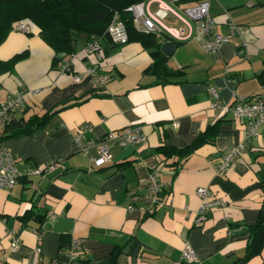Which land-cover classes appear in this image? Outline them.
Listing matches in <instances>:
<instances>
[{
	"label": "crops",
	"instance_id": "1",
	"mask_svg": "<svg viewBox=\"0 0 264 264\" xmlns=\"http://www.w3.org/2000/svg\"><path fill=\"white\" fill-rule=\"evenodd\" d=\"M201 1L143 2L146 12L166 11L154 35L160 44L173 42V54L163 55L169 72L183 73L178 77L147 73L153 59L137 41L117 45L98 39V58L84 53L88 42L81 35L75 52L53 64L55 52L33 24H27L28 33L7 34L0 61L25 56L0 74V103L20 92L24 106L17 120L50 117L34 133L0 141L20 174L12 188L0 189V264H68L66 249L75 239L84 251L80 264H171L185 245L203 264L239 263L248 227L264 201V125L258 136H248L229 107L238 98L264 94V0H208L215 31L229 36L217 54L200 48L198 26L184 13ZM177 28L189 38L171 39L167 29ZM65 62L70 73L62 72ZM90 67L106 82L92 86L86 76ZM79 73L83 79L74 82ZM210 86L219 87L214 107ZM85 125V138L95 143L127 127L138 128L146 141L125 147L110 143L111 161L93 169L74 141ZM213 126L217 134L212 141L181 152ZM236 145L243 146L241 155L218 174V159ZM164 147L174 152L165 155ZM96 154L92 146L88 156ZM50 161L60 165L42 175H26ZM153 170L162 185L155 207L145 199ZM203 187L224 205L208 210L197 226L196 190ZM11 232L20 240L15 251ZM241 264H264V247Z\"/></svg>",
	"mask_w": 264,
	"mask_h": 264
},
{
	"label": "built area",
	"instance_id": "2",
	"mask_svg": "<svg viewBox=\"0 0 264 264\" xmlns=\"http://www.w3.org/2000/svg\"><path fill=\"white\" fill-rule=\"evenodd\" d=\"M164 8H159L155 12H146L143 3L132 5L128 8L131 12L133 25L139 32L145 34H157L161 31L159 26V18L166 15ZM185 15L196 22L198 26L197 42L200 48L207 53L217 54L220 48L229 42V36L217 33L214 29V20L210 15V4L208 0H203L193 7L184 9ZM12 30L29 32V27L26 23H20L13 26ZM168 36L171 39L184 41L190 36V33H185L182 28L167 29ZM106 35L112 44L124 45L128 42V33L125 24L120 20L117 12L114 13L111 22L107 26ZM98 39L89 41L85 47L86 55H96L101 57V46L97 42ZM71 66L65 62L62 66L63 73H70ZM86 76L89 77V82L92 86H98L106 82V78L97 77L94 74L93 68H87ZM83 79V74H76L73 76L74 82H80ZM207 92L214 99L212 106L218 105L219 87L210 86ZM23 94L16 92L9 96L5 102L0 103V135L2 131L10 124L13 118H16L17 112L24 106ZM227 109V106H223ZM233 114V118L242 122L245 126L248 136H258L259 128L264 125V94H259L246 98L236 99L229 107ZM88 126H81L78 128L74 141L77 149L82 156L88 157L94 168H100L111 161V154L109 144L114 143L119 147L128 145L142 144L146 141V137L138 128H123L117 131H110L103 136V138L95 143L93 140L86 139L84 134ZM92 146H96L97 154L95 157L88 156V151ZM243 150L242 145L230 147L217 161L215 168L218 174H223L226 170L237 160ZM60 165L59 162L50 161L42 168H30L26 171V175H42L45 172H51ZM20 174L16 170L14 159L9 151L0 147V189L12 188ZM158 170H153L147 178L146 200L152 207L159 204L157 199L161 192L162 185L158 180ZM196 195L200 199V206L195 214V225H201L206 219L207 211L215 207L223 206L224 203L215 198L209 188L203 187L196 190ZM11 239V250L15 251L19 245L20 240L18 236L11 232L9 233ZM83 247L81 242L77 239L73 240L66 249V255L69 258L68 264H77L81 255H83ZM171 264H203L199 261L190 248L185 245L181 251V257L178 261Z\"/></svg>",
	"mask_w": 264,
	"mask_h": 264
},
{
	"label": "trees",
	"instance_id": "3",
	"mask_svg": "<svg viewBox=\"0 0 264 264\" xmlns=\"http://www.w3.org/2000/svg\"><path fill=\"white\" fill-rule=\"evenodd\" d=\"M146 0H0V44L13 26L26 23L33 24L39 30V37L55 52L53 64L60 60V56L75 52L74 44L79 36L86 37V42L96 39H108L106 29L115 12L125 24L128 33V42H140L153 59L146 72L163 77H178L183 74L176 70L169 72L165 67V56L160 51V43L154 34H145L135 29L131 12L132 5L143 3ZM111 43V42H110ZM25 56V52L2 62L0 74L12 68L13 64ZM49 114L31 116L27 120L13 118L10 124L2 131L0 141L7 137H18L34 133L46 125ZM217 134L216 126L207 128L185 148L183 153H191L205 142L212 141ZM163 154H172L171 148H160ZM26 217L21 218L25 220ZM249 236L245 254L238 264L258 255L264 247V201L256 222L248 227ZM114 259V258H113ZM80 264V261L77 263Z\"/></svg>",
	"mask_w": 264,
	"mask_h": 264
},
{
	"label": "water",
	"instance_id": "4",
	"mask_svg": "<svg viewBox=\"0 0 264 264\" xmlns=\"http://www.w3.org/2000/svg\"><path fill=\"white\" fill-rule=\"evenodd\" d=\"M175 50L173 42H164L160 45V51L162 54H164L166 57H169L173 54Z\"/></svg>",
	"mask_w": 264,
	"mask_h": 264
}]
</instances>
